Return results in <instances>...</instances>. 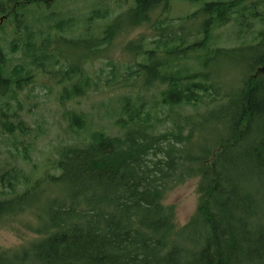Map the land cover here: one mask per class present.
Wrapping results in <instances>:
<instances>
[{"label":"trees","instance_id":"16d2710c","mask_svg":"<svg viewBox=\"0 0 264 264\" xmlns=\"http://www.w3.org/2000/svg\"><path fill=\"white\" fill-rule=\"evenodd\" d=\"M174 1L0 0L13 27L0 40L5 132L30 134L11 101L37 73L62 103L117 88L107 116L120 130L69 110L81 140L29 171L0 165V223L26 214L36 236L0 264H264V0H188L181 16ZM231 21L251 40L217 45ZM142 27L152 35L124 43L117 79L110 49ZM103 55L111 77L94 78ZM193 177L198 207L178 227L164 199Z\"/></svg>","mask_w":264,"mask_h":264},{"label":"rangeland","instance_id":"374dc122","mask_svg":"<svg viewBox=\"0 0 264 264\" xmlns=\"http://www.w3.org/2000/svg\"><path fill=\"white\" fill-rule=\"evenodd\" d=\"M200 3H202L200 1ZM197 5L188 0H175L172 15L181 16L193 12ZM0 14V40L11 41L13 27L6 23L10 13ZM141 35L151 36L152 32L147 27L136 29L129 35L117 39L110 49L113 63H116L115 76L117 79L126 74L128 57L123 55V45L126 41ZM216 44L222 46H235L243 41H250L251 37H237V27L231 21L215 32ZM107 57V58H106ZM109 57L93 62L89 68L94 78L111 77L112 66H107ZM17 62L16 60L13 61ZM112 74V73H111ZM62 86L49 79V76L37 73L26 85L21 88L18 99L11 101L12 106L21 115L29 128L30 134L22 135L19 139L5 132L1 125L0 117V165L4 168L17 167L29 171L34 167L42 166L48 157H56L62 145L78 142L82 137L77 136L68 126L66 111L75 110L85 115L88 127L102 129L108 133L117 134L120 130L107 116L108 111L114 109L110 104V97L117 88H90L88 92L73 101L62 103L60 100ZM109 104V105H108ZM199 177L188 179L185 183L175 187L167 193L164 203L175 209V222L178 227L186 225L197 210L199 194L197 186ZM31 217L22 214L14 220H5L0 223V250L18 249L30 239L36 237L26 227Z\"/></svg>","mask_w":264,"mask_h":264}]
</instances>
